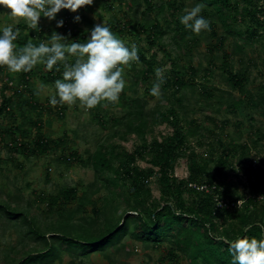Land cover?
Segmentation results:
<instances>
[{
	"label": "rangeland",
	"instance_id": "obj_1",
	"mask_svg": "<svg viewBox=\"0 0 264 264\" xmlns=\"http://www.w3.org/2000/svg\"><path fill=\"white\" fill-rule=\"evenodd\" d=\"M137 1L139 3L137 22L142 24L147 16L142 15L145 7L142 6L141 0ZM151 1L156 7L163 2H174L173 6L176 10L174 14L179 21L186 9L196 5L193 0ZM105 3H110L112 8L108 9ZM125 12L126 6L122 0H93L91 6H85L75 13L62 9L51 21L41 17L38 29L33 30L23 20L6 15L9 14V10L0 6V33L9 25L14 30L19 29V36L15 41L18 47L24 46L28 41L38 46L39 43L47 40V37H51L53 31L67 36L69 42L77 41L69 35L70 33H64L56 27L57 22L64 21L68 16V26L72 30H80L86 42L91 28L84 24L83 17L91 19L94 25L111 26L128 23L131 29L132 19L130 16L124 17ZM168 14L170 12L166 11L160 15L159 22L163 23L164 17ZM211 14L212 9L206 7L201 12L203 18L213 27V35L205 30L199 35L194 33L188 35L186 40L182 41L174 38L175 33L171 32L158 42L159 47L148 43L145 33H138L135 30L124 31L123 34L118 35L114 28H110L129 49L135 45L147 56L156 54L154 73L144 80H141L136 73L141 67L139 64L132 62L130 68L125 67L126 87L120 94L118 102L114 104L104 102L91 110L82 108L79 103L52 106L49 101L56 94L54 83L57 79L49 82L47 76L50 71L46 69V66L43 64L35 66L29 79L28 90L23 91L22 97L15 98L17 104L13 105L9 115L0 117V129H12L13 139L23 142H30L39 132L55 145L45 155L25 158L22 154L11 152L9 149L11 146L7 144L10 143L8 137L5 139L7 142L0 143V203H6L18 211L28 210L33 219L37 220L36 231L47 237L59 234L66 238L84 240L85 232H96L107 221H110L112 225L117 223L119 215L113 214L110 220L103 219L104 223L99 220L89 224L75 218L71 221L73 226L67 225L60 215L46 213V206L41 202L40 197L54 194L63 187L77 188V198L85 192L94 191L95 188L90 187L95 180L89 161L90 155L97 149L108 150L111 147H114L116 151L132 152L140 145V141L134 134L126 137V141H122L120 138L122 128L113 125L116 119L130 110L131 100L139 99L147 102L146 109L156 106L162 110L171 106L176 107L183 127L196 130V135L189 139L192 151L201 157L205 152H208L209 157H214L215 159L210 162L212 169H215L217 157L225 153L224 150L228 144L234 147L243 143L249 144V150L244 153L239 150L230 153L228 167L224 170L230 180L229 196L232 199H238L237 205H240L242 197L247 192L245 184L247 175L251 171L250 165L252 164L255 172L264 168V115L249 104V101H252L258 93L264 92V38L248 42L244 38L228 36L222 25L213 19ZM77 16L80 18L78 22L75 19ZM154 16L155 13L151 12L148 17L153 19ZM169 17H172L171 14ZM245 27L246 25L242 22L234 25V28L242 33ZM31 30L36 33L35 36L30 34ZM221 39H223L222 43ZM160 46L165 49L168 56H165ZM74 59L69 57V62H74ZM173 62L177 65L174 66ZM57 67L53 69L58 72L60 76L58 79H62V64ZM157 68L164 69L163 77L171 79L169 82L173 79L172 72L188 81L191 77L189 69L193 68L196 71L192 80L194 85L177 92L172 83L167 86L162 84V100L157 99L150 94L156 82L155 69ZM228 71L244 76L243 92L227 84L225 72ZM136 76L139 77L137 86L134 84ZM6 78L12 80V87H15L20 80V73H10L6 68L5 75H2L0 79V91ZM41 84L46 87L41 89ZM203 91H208L207 93L211 96H205L202 94ZM30 97H32L31 103L23 104L24 99ZM178 98H181L180 104L177 102ZM29 103L37 108H32ZM60 108H62L61 113ZM170 132L171 129L165 125L158 126L147 135V140L150 142L153 138L160 139V136L168 135ZM207 143L212 146L207 147ZM73 152L79 157V161L65 162L62 159V157H69ZM136 165L141 168L150 167L140 158L137 159ZM175 175L178 178L187 177L184 159L177 162ZM148 185L153 197H159L157 184L151 181ZM105 193V190L101 188L96 194L93 192V196L92 193L87 194L91 202L86 204L84 217H96L93 211H101L103 204L101 197ZM226 200L232 201L231 198L224 200L220 198L219 201ZM77 203L78 200L65 207L64 211L73 210L77 207ZM23 215L26 217L29 214ZM11 222L13 223V220ZM12 223H9L4 216H0V264H12L25 257L30 250L41 248V245L33 240L26 236L22 237L24 227L21 229L19 225L13 226ZM29 225L33 228V221ZM48 241L50 245L57 247L60 244L57 238H49ZM122 244L124 249L110 252L108 260L100 253H93L88 258H80L63 252L52 264H108L109 260L112 264H171L165 257V248H143L141 244L127 238L122 241ZM179 264H187V260L179 256Z\"/></svg>",
	"mask_w": 264,
	"mask_h": 264
},
{
	"label": "trees",
	"instance_id": "obj_2",
	"mask_svg": "<svg viewBox=\"0 0 264 264\" xmlns=\"http://www.w3.org/2000/svg\"><path fill=\"white\" fill-rule=\"evenodd\" d=\"M193 1L195 4H203L206 8L212 9L211 17L222 25L226 35L244 38L248 42L264 38V0ZM122 2L126 6L124 17L130 16L132 19L131 29L128 23L105 25L114 28L118 35L123 34L124 31L136 30L138 33L147 34V42L152 46L159 47L158 42L171 32L175 33L174 38L182 41H185L188 35L193 34L190 29L180 23L174 14L176 12L174 2H163L156 7L151 0H141L142 6L145 7L142 15L147 16L142 24L137 22L138 1L122 0ZM105 4L108 9L112 8L110 3ZM166 11H169L172 17H169L170 14L164 17L163 23L165 24L163 25L158 17ZM151 12L155 13L153 19L148 17ZM65 19L63 27L59 29L64 33H70L77 41L85 42V36L81 35L80 30H72L68 26L69 17ZM83 22L91 29L95 26L94 22L87 17H83ZM240 22L246 25L244 33L234 28V25ZM212 28L210 25L208 31L213 35ZM30 34L35 36L36 33L31 30ZM222 41L223 39L221 43ZM161 51L168 56L164 48H161ZM138 56L139 62L134 63L141 67L136 73L141 80H144L154 73L156 54L147 56L144 51L138 49ZM173 65L176 66L177 63L173 62ZM5 69L6 67H0V79L2 75H5ZM189 70L190 81H185L183 77L172 72V81L169 82L171 79L164 78L163 85L167 86L172 83L177 92L191 87L194 85L192 80H194L196 71L193 68ZM225 73L227 84L243 92L244 76L233 74L231 71ZM32 74L33 70L27 73L21 72L20 80L15 87L8 85V82L12 80L7 78L2 83L0 117L11 113L13 105L17 104L15 98L22 97L23 91L28 90ZM59 77L55 69L47 76L49 82H54ZM138 81L139 77H134L136 86ZM207 92L203 91L202 94L210 97L211 94ZM31 98L24 99L23 104L28 105ZM177 102L180 104L181 98H178ZM30 103L32 108H37ZM249 104L264 115V92L258 93L252 101H249ZM146 106L145 100L132 99L130 110L113 123L115 127L122 128L120 136L122 141H126V137L131 134L136 136L140 141L137 148L132 152L116 151L114 147L108 150L97 149L90 155L89 161L95 177L90 187H94V191L85 192L77 198V188L63 187L54 194L40 197L41 202L46 206L48 215H60L64 218L63 222L70 226H73L71 221L75 218L89 224L99 220L104 223L110 220L113 214L119 215L118 222L112 225L110 221H107L100 230L85 232L86 239L84 240L66 238L59 234L47 237L36 231L38 229L37 220L33 219L28 210L18 211L6 203H0V216H4L9 223L13 220V226L19 225L21 229L24 227L22 237L26 236L41 245V248L30 250L25 257L12 264H52L60 258L63 252L80 258H88L93 253H100L108 260L110 252L124 249L122 241L126 238L141 244L143 248H165V257L171 264H179V256L185 258L187 264H231L232 256L228 251L231 242L244 237L264 238V231L258 227L264 224V168L255 172L252 164L250 165L251 171L247 175L245 184L247 192L242 197L240 205H237L238 199H232L229 196L230 180L224 172L228 167L230 153L236 150L244 153L249 150V144L243 143L235 147L228 144L224 150L225 153L217 157L215 169H212L210 162L215 159L214 157H209L208 152L201 157L192 151L189 139L196 135V130L183 127L176 107L171 106L162 110L159 106L151 109H146ZM61 110L62 108L59 110L60 113ZM161 125L170 128L171 132L160 136V139L153 138L148 142L147 135ZM7 137L10 140L7 144L11 146L9 148L11 152L22 154L25 158L45 155L55 145L39 132L30 142H23L13 139L12 129H0V143L7 142L5 141ZM211 146L207 143V147ZM138 158L145 160L150 167L137 166ZM62 159L65 162L79 161V157L74 152ZM180 159L186 161L188 173L186 178H178L175 175V167ZM151 181L158 186L159 197L157 198L153 197L149 188L148 184ZM191 184L205 186L206 190H196L189 187ZM101 188L106 193L101 197L103 203L101 211H93L97 218L84 217L86 204L91 202L87 194L92 193L93 196V192L96 194ZM220 198L223 200L231 198L232 201L226 200L223 203H227V207H220L217 203ZM76 200H78L76 208L64 211L65 207ZM23 214L29 215L25 217ZM32 221L33 228L29 225ZM249 225H251L250 228ZM49 238L59 239L58 247L50 245ZM108 264H112L110 260Z\"/></svg>",
	"mask_w": 264,
	"mask_h": 264
},
{
	"label": "clouds",
	"instance_id": "obj_3",
	"mask_svg": "<svg viewBox=\"0 0 264 264\" xmlns=\"http://www.w3.org/2000/svg\"><path fill=\"white\" fill-rule=\"evenodd\" d=\"M92 4L93 0H0V6L9 10L6 15L23 20L33 30L38 29L41 17L51 21L62 9L75 13ZM204 7L196 4L180 17V23L196 35L210 30L209 21L201 15ZM75 19L78 22L80 18ZM56 27H63V21L57 22ZM18 36L19 29L14 30L11 25L2 29L0 67L16 74L30 72L38 64L45 65L48 71L62 64V79L55 81L56 94L49 101L52 106L79 103L82 108L91 110L104 102L117 103L126 87L125 67L139 62L136 46L126 47L104 24L95 25L83 43L69 42L67 36L53 31L51 37L38 46L28 41L18 47L15 43ZM69 57H74V62H69ZM163 73L164 69H155L156 82L150 90L152 96L161 100V85L165 82ZM40 87L46 86L41 84ZM258 227L264 231V224ZM228 251L232 256L231 264H264V238H238L229 244Z\"/></svg>",
	"mask_w": 264,
	"mask_h": 264
},
{
	"label": "built area",
	"instance_id": "obj_4",
	"mask_svg": "<svg viewBox=\"0 0 264 264\" xmlns=\"http://www.w3.org/2000/svg\"><path fill=\"white\" fill-rule=\"evenodd\" d=\"M66 24H67V22H66V19H65V26H66ZM8 85L12 86V82H9ZM189 187L194 188V189L199 190V191L206 190L205 186H198L196 184H191V185H189ZM217 203H218V206H220V207H222V206H226L227 207V203H223L222 201H218Z\"/></svg>",
	"mask_w": 264,
	"mask_h": 264
}]
</instances>
